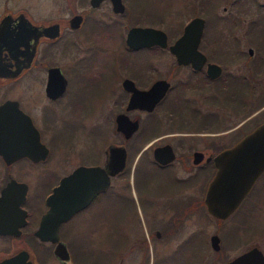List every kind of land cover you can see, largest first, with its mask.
Masks as SVG:
<instances>
[{"label":"flooded vegetation","instance_id":"obj_1","mask_svg":"<svg viewBox=\"0 0 264 264\" xmlns=\"http://www.w3.org/2000/svg\"><path fill=\"white\" fill-rule=\"evenodd\" d=\"M194 17L199 34L176 42ZM263 110L264 0H0V264H109L110 253L149 264L158 242L205 213L216 234L204 202L214 156ZM118 113L136 124L127 136ZM111 146L124 151L115 172ZM262 172L229 214L238 231ZM66 175L70 213L43 224ZM124 221L144 228L115 233L111 247ZM236 225L229 258L253 245L264 255L238 248L251 237ZM198 235L155 249L159 262L189 240L201 250ZM128 242L138 260L116 263Z\"/></svg>","mask_w":264,"mask_h":264},{"label":"water","instance_id":"obj_2","mask_svg":"<svg viewBox=\"0 0 264 264\" xmlns=\"http://www.w3.org/2000/svg\"><path fill=\"white\" fill-rule=\"evenodd\" d=\"M202 18H192L184 28L183 33L175 40L181 42L186 34H199ZM191 27H196L194 30ZM141 31H148L143 28ZM132 33V32H131ZM128 35H130L128 33ZM127 35V36H128ZM158 98V97H156ZM135 95L128 99V106L134 104ZM116 127L127 136L134 128L135 122L126 114L118 113L115 116ZM123 149V148H122ZM160 161L166 159L155 154ZM124 161V151L110 147V172L119 170ZM215 171L210 178L204 202L206 210L218 217L225 218L237 206L246 194L254 179L264 169V121L256 125L240 140L229 147L218 151L214 156ZM70 188L71 175L61 178L49 196L50 208L42 220L43 224L52 221L54 224L68 216L70 213ZM219 234L216 232L209 235L210 246L216 250L219 248ZM264 255L255 245L241 252L233 258H229L225 264H263Z\"/></svg>","mask_w":264,"mask_h":264},{"label":"rangeland","instance_id":"obj_3","mask_svg":"<svg viewBox=\"0 0 264 264\" xmlns=\"http://www.w3.org/2000/svg\"><path fill=\"white\" fill-rule=\"evenodd\" d=\"M262 113L264 114V110ZM259 114L260 113L254 115V120L258 118ZM50 166L56 168L53 160H51ZM256 183H257V187H256L257 193L253 198L255 204L253 205L251 211L248 213V216L246 217V223L249 227H247L248 229H245V231L243 232L238 231V229H236L238 233L239 232L245 233L250 230L251 239L247 241L246 244H241L238 247L240 249L251 243H257L260 247L264 249V171L263 173H261V176L259 177V180H257ZM128 214L131 215L132 217L133 215H136L134 211H131ZM237 220L238 217H235L234 214L222 218V221L220 222V226H218L216 220V232L221 236L220 234L221 230L225 231L229 228H231V230H234L233 225H236ZM141 228H144V226L135 225L132 223V221H130V223L124 221L119 226L115 225L110 227V229L114 231V232L111 231L112 234L110 233V235L113 236H109L110 246L112 247L114 243L113 240H115V233H119L122 235L129 233V229H134L135 231H139V230L141 231ZM214 228H215L214 219L212 218V216L208 215L207 213H205V217L203 219L202 224H196L195 222L189 221L188 224L181 229V231L179 232L180 233L179 236L173 237L171 241H169L167 244L165 243L166 245L165 244L162 245V243L158 242L157 246L152 248L153 257L151 258L149 264H161L159 262L160 258L158 257V254L154 252L155 249L162 250L163 248V250L165 251L172 250L180 241L182 235L185 236L192 232L194 234L203 235L204 247H201L200 245L202 252L200 254L197 253L200 252L201 250L197 251L196 246L194 245L193 242L194 248L192 249L187 248L185 251L181 249L178 252H175L173 258L170 260V264H225L226 261L229 259V257L234 255L235 252H237V250L235 248H230V243H229V246H227L224 252L216 253V260H215V255H214L215 252L211 249L208 243V235L214 231ZM232 233H229L228 235H224V237L228 239L227 241L229 242L231 240L226 236L230 237ZM200 238H202V236H200ZM203 243L201 242L202 245ZM134 244L135 242H128L126 246L122 250H120L118 255L115 257V262L116 263L118 262L120 255H123V260L128 261L129 263L136 261L137 256L133 252L135 249H132ZM109 264H114L111 253L109 254Z\"/></svg>","mask_w":264,"mask_h":264},{"label":"trees","instance_id":"obj_4","mask_svg":"<svg viewBox=\"0 0 264 264\" xmlns=\"http://www.w3.org/2000/svg\"><path fill=\"white\" fill-rule=\"evenodd\" d=\"M264 171V170H263ZM263 173V172H262ZM230 216V215H229ZM216 220H217V224H218V226H220V222L222 221V218H218V217H216ZM240 224H242V220L241 221H238V224L236 225V228L238 229L239 227H241L240 226ZM232 231L233 230H231V228H229V229H227V230H225V231H222L221 230V247H220V249L219 250H217L216 251V253H221V252H224L225 251V249L227 248V246H229V241H227L228 239H226L225 237H224V235H228L229 233H232ZM227 238H229L230 239V237L229 236H226ZM188 249H192V242L189 240L188 242H187V246H186ZM217 255H219V254H217Z\"/></svg>","mask_w":264,"mask_h":264}]
</instances>
